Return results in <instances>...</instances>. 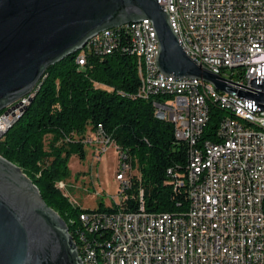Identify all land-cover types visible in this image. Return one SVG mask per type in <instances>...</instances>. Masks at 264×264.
Wrapping results in <instances>:
<instances>
[{"label": "built area", "instance_id": "2783aa9c", "mask_svg": "<svg viewBox=\"0 0 264 264\" xmlns=\"http://www.w3.org/2000/svg\"><path fill=\"white\" fill-rule=\"evenodd\" d=\"M158 2L170 13L184 51L211 71L212 66H220L228 72L229 82H225L236 93L221 91L233 98L237 108L248 105L245 116L255 123V130L229 120L211 95L191 98L175 89L172 79H163L156 66L159 41L150 36V28L103 31V37L76 63L85 66L90 57L105 58L120 47L136 57L140 78L136 97L153 99L155 116L174 120L175 137L188 145L186 171L169 169L167 181L175 192H186L188 205L182 211H149L141 191L138 208L126 210L132 159L99 124L88 130L83 142L98 161L110 146L117 148L121 201L115 211H81L84 226L79 228L102 241L106 264H264V103L239 94L263 92L264 0ZM183 80L215 86L202 79ZM29 95L0 113V139ZM212 106L225 114L215 138L202 139ZM77 250L83 264H93L87 244L81 242Z\"/></svg>", "mask_w": 264, "mask_h": 264}, {"label": "trees", "instance_id": "16d2710c", "mask_svg": "<svg viewBox=\"0 0 264 264\" xmlns=\"http://www.w3.org/2000/svg\"><path fill=\"white\" fill-rule=\"evenodd\" d=\"M76 58L77 54L67 56L47 68L33 102L0 139V155L32 179L45 202L66 221L75 241L73 230L80 224L81 211L91 209L71 203L57 184L71 177L72 156L86 159L84 135L99 124L132 159L126 210L138 208L141 191L149 211L186 209V192H175L167 181L169 169L186 171L188 145L175 137L171 122L155 116L153 99L136 97L140 86L136 57L120 47L105 58L90 57L85 66ZM224 114L211 107L202 139L215 138ZM98 209L115 211L118 205L102 204Z\"/></svg>", "mask_w": 264, "mask_h": 264}, {"label": "water", "instance_id": "95a60500", "mask_svg": "<svg viewBox=\"0 0 264 264\" xmlns=\"http://www.w3.org/2000/svg\"><path fill=\"white\" fill-rule=\"evenodd\" d=\"M150 20L156 66L167 76L202 79L235 94L223 77L188 55L158 0H0V113L31 94L47 68L77 54L90 38ZM255 84V83H254ZM263 92L240 95L264 103ZM0 264H83L66 221L21 167L0 155Z\"/></svg>", "mask_w": 264, "mask_h": 264}, {"label": "rangeland", "instance_id": "374dc122", "mask_svg": "<svg viewBox=\"0 0 264 264\" xmlns=\"http://www.w3.org/2000/svg\"><path fill=\"white\" fill-rule=\"evenodd\" d=\"M86 159L80 161L77 155L71 157L69 167L71 177L63 180L65 188L59 189L74 205L85 209L116 206L120 203V182L117 174L120 156L115 146H110L101 159L93 158L90 147L86 148ZM58 187V186H57Z\"/></svg>", "mask_w": 264, "mask_h": 264}, {"label": "bare ground", "instance_id": "6f19581e", "mask_svg": "<svg viewBox=\"0 0 264 264\" xmlns=\"http://www.w3.org/2000/svg\"><path fill=\"white\" fill-rule=\"evenodd\" d=\"M135 27H144L150 28V36H156L153 26H151L150 20H142L140 22L129 23L122 26H119V29H131ZM103 37V31L99 34L93 36L88 40L86 45L77 53V58L86 50L89 49V46L92 45L94 41L98 38ZM76 58V59H77ZM212 71L220 75L224 79H228V72L225 71L220 66H212ZM163 79H172L175 89H181L185 95H189L191 98H207L209 95L213 100L217 101L219 106L224 107L225 112L229 116V120L236 123L240 127H246L247 130H255V123L248 122L247 117L245 116L248 112V105H240L238 108L235 106L233 98L227 97L224 92L219 90L216 86H197L193 85L190 80H183L176 76H167L163 74ZM37 89V88H36ZM35 89V93H36ZM31 94L26 99V105L20 110V113L17 114L12 120H10L5 128L4 134L21 118L25 112V108L30 102ZM162 121L171 122L174 125V120L166 118L164 116H156ZM58 188L64 189L66 185L63 183L57 184ZM67 197V196H66ZM79 226H84V216L83 214L80 217ZM75 226L73 230L74 236L76 237V245H81V242H84L89 247V255L93 264H106V256L103 252V243L101 240L93 238L90 234H86V228H79ZM70 232V230H69Z\"/></svg>", "mask_w": 264, "mask_h": 264}]
</instances>
